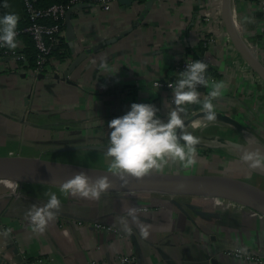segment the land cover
Wrapping results in <instances>:
<instances>
[{"label":"crops","instance_id":"0c3cea01","mask_svg":"<svg viewBox=\"0 0 264 264\" xmlns=\"http://www.w3.org/2000/svg\"><path fill=\"white\" fill-rule=\"evenodd\" d=\"M233 9L237 35L264 68V0H234ZM5 13L22 22V1L0 0V16ZM69 26L64 20L62 47L38 76L25 58L0 57V158L65 164L57 158L76 155L98 163L91 169L110 170L108 123L133 103L154 104L166 120L172 91L152 82H175L177 65L186 57L208 63L207 75L227 82L213 100L216 116L239 122L264 147V82L235 48L217 0L117 1L107 12L70 11ZM15 49L22 54L21 40ZM199 91L207 94L210 88ZM199 115H205L201 105L188 106L185 124ZM186 130L204 141L246 144L217 121H199ZM196 152L194 166L170 162L153 173L226 176L264 189V179L233 150L199 143ZM49 192L61 207L45 232L37 233L27 213L33 204L46 203ZM132 206L150 225L146 239L137 225L130 222L129 234L119 223ZM234 251L240 256L228 254ZM125 256L135 264H264V217L211 196L103 193L89 200L56 186L0 181V264H121Z\"/></svg>","mask_w":264,"mask_h":264},{"label":"clouds","instance_id":"9594fccd","mask_svg":"<svg viewBox=\"0 0 264 264\" xmlns=\"http://www.w3.org/2000/svg\"><path fill=\"white\" fill-rule=\"evenodd\" d=\"M5 8L8 4L3 5ZM245 20H248L245 17ZM18 15L5 13L0 16V46L9 49L17 47ZM251 22V21H249ZM209 64L202 60H187L185 70L176 73L177 79L168 87L172 90L171 103L165 102L167 119L157 114L160 109L150 103H133L130 111L108 123L106 155L110 158V172L117 177L122 186L132 180L143 181L154 171H162L168 163L182 164L188 168L197 164L196 146L200 139L186 130L185 118L188 106L201 105L208 122L216 120L213 100L227 88V82L212 80L208 75ZM200 87L210 88L207 94ZM179 130V135H178ZM183 141V143H181ZM242 160L251 169L264 170V154L259 150L245 151ZM107 176L93 179L81 171L63 182L60 190L65 195L77 196L89 200H99L111 187ZM49 197L44 204H33L27 213L33 231L43 233L56 219L61 201L55 193H46ZM137 207H129L126 216L119 218L123 230L131 234V224L139 227L142 238L150 235V225H144L138 215ZM11 232L8 229L5 236Z\"/></svg>","mask_w":264,"mask_h":264},{"label":"water","instance_id":"95a60500","mask_svg":"<svg viewBox=\"0 0 264 264\" xmlns=\"http://www.w3.org/2000/svg\"><path fill=\"white\" fill-rule=\"evenodd\" d=\"M117 1L126 4L132 2V0ZM233 2L234 0H221L222 19L225 28L237 51L247 62L251 70L264 82V68L258 63L255 55L245 47L237 35L234 24L235 14ZM69 17L70 11H68L64 17L67 28L70 27ZM199 121H206L204 115L189 119L185 126L188 128L190 125ZM215 121L221 122L236 130L245 138L246 144L241 146L224 139L216 142L200 139V144L229 148L233 150L241 160L243 153L248 150H259L264 154V147L257 142L252 133L245 126L226 116H216ZM243 163L248 170L264 179V170L251 169L244 161ZM81 171L85 172L93 179L107 176L112 186L104 193H141L174 196L189 194L196 196H211L227 199L247 206L264 217V189L237 178L217 175L196 176L152 173L143 181L132 180L128 185L122 186L121 181L107 170L60 164L41 159L0 158V181L37 183L60 187L63 182Z\"/></svg>","mask_w":264,"mask_h":264},{"label":"built area","instance_id":"2783aa9c","mask_svg":"<svg viewBox=\"0 0 264 264\" xmlns=\"http://www.w3.org/2000/svg\"><path fill=\"white\" fill-rule=\"evenodd\" d=\"M21 1L28 24L22 30H17V33L28 34L34 43L36 55L34 68L31 71L35 76L41 73L52 50L58 45L59 38L63 31L62 24L64 17L68 11H73L78 8L88 9L97 7L100 11L107 12L110 10L111 5L117 2V0H68L66 4H53L48 7H38L36 6L38 0ZM217 1L221 4V0ZM45 20H50L53 23L50 25L46 24L44 23ZM208 20V17L204 19L206 22H208ZM0 57L16 61L24 59V56L16 49H9L4 46H0ZM187 60H191V58L186 57L180 60L177 65L179 72L185 70ZM169 84H174V82L165 80H155L152 82L154 88L172 91L168 87ZM228 254L240 256V252L238 251L228 252ZM119 262L121 264H135L134 258L129 256L120 257Z\"/></svg>","mask_w":264,"mask_h":264},{"label":"trees","instance_id":"16d2710c","mask_svg":"<svg viewBox=\"0 0 264 264\" xmlns=\"http://www.w3.org/2000/svg\"><path fill=\"white\" fill-rule=\"evenodd\" d=\"M141 1V0H139ZM68 2V0H38L36 2V6L38 7H48L50 5L53 4H66ZM44 23L46 24H52L53 22H51L50 20H45ZM28 24L26 17H24L23 21L17 24V30H22L26 25ZM64 27V21L62 24V28ZM17 40H21L24 44V49L22 50V55L24 56L25 60L24 62L27 63V66L31 69L34 68V64H35V55H36V51L34 48V43L31 39V37L26 34V33H20L17 35ZM62 47V43H58V45L52 50V54H54L56 52V50L58 48ZM7 48V47H6ZM220 134V131H217V134ZM226 135H223V137ZM238 161L241 162V164H243V166L245 167L243 161L238 157Z\"/></svg>","mask_w":264,"mask_h":264},{"label":"rangeland","instance_id":"374dc122","mask_svg":"<svg viewBox=\"0 0 264 264\" xmlns=\"http://www.w3.org/2000/svg\"><path fill=\"white\" fill-rule=\"evenodd\" d=\"M57 159L65 162V164H68V165H77V166L87 167V168H92V167L98 165L97 162H93L91 160H88L86 158H81L80 156H76V155H61ZM108 171H110V170H108ZM251 181L253 182V180H251ZM258 187H260V186H258Z\"/></svg>","mask_w":264,"mask_h":264}]
</instances>
